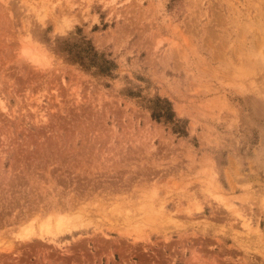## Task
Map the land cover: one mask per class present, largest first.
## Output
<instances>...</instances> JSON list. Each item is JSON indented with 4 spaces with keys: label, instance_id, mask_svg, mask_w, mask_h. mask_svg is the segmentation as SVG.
I'll use <instances>...</instances> for the list:
<instances>
[{
    "label": "rangeland",
    "instance_id": "374dc122",
    "mask_svg": "<svg viewBox=\"0 0 264 264\" xmlns=\"http://www.w3.org/2000/svg\"><path fill=\"white\" fill-rule=\"evenodd\" d=\"M0 264H264V0H0Z\"/></svg>",
    "mask_w": 264,
    "mask_h": 264
},
{
    "label": "bare ground",
    "instance_id": "6f19581e",
    "mask_svg": "<svg viewBox=\"0 0 264 264\" xmlns=\"http://www.w3.org/2000/svg\"><path fill=\"white\" fill-rule=\"evenodd\" d=\"M142 169V168H141ZM143 170V169H142ZM141 182V181H140ZM145 183V182H144ZM146 185V184H145ZM144 185V186H145ZM153 185V184H152ZM134 188V186H133ZM145 188V187H144ZM142 189V188H141ZM154 189V188H152ZM144 190V189H143ZM184 190V189H183ZM121 191V190H120ZM134 191V190H133ZM145 191V190H144ZM155 192V191H154ZM88 193V192H86ZM93 194V198L95 200H98V201H94L96 204L100 201H102L104 198H100L98 197L99 195H94L95 193H92ZM98 194V193H97ZM125 194V193H124ZM87 195V194H86ZM129 195V194H128ZM79 196V195H78ZM85 196V195H84ZM82 196V197H84ZM101 196V195H100ZM107 196V195H106ZM118 196V195H117ZM179 196V195H178ZM187 196V195H186ZM74 197V196H73ZM87 197L86 196V199L82 198V199H79L78 198H71L69 199L68 201L65 202V204L63 205L64 202H59V203H62V205L58 206L56 204H59L58 202L57 203H54L52 204L55 208L57 206V208H55V210L57 211H62V210H68L67 212L69 214L65 215V216H62V217H57L55 215V219H54V223H53V226L52 225H49L47 228L50 230L48 232H50L51 235H53L52 237H58V236H66V235H74L75 233L77 232H81L82 230L86 229L88 227V222L85 221L86 220V216H89V214L91 213V211H95V210H91V209H88V207L86 205H83L84 207L86 206L87 208H84V207H81V205L78 206V204L80 202H83V199H84V202L87 200ZM110 197V196H109ZM179 198V197H177ZM184 198V197H183ZM182 198V199H183ZM189 198V197H188ZM89 199V198H88ZM121 199V198H120ZM124 199V198H123ZM114 200V199H113ZM119 200V199H118ZM187 200V199H186ZM126 201V200H125ZM179 201V200H178ZM94 204V203H93ZM179 205V203L177 204ZM63 206V207H61ZM91 207V205H89ZM51 207V206H50ZM89 207V208H90ZM93 207V206H92ZM99 207V205H98ZM52 208V207H51ZM96 208H97V205H96ZM100 208V207H99ZM95 209V208H94ZM98 211V208L96 209V213ZM99 212V211H98ZM92 218V217H91ZM89 219V218H88ZM87 219V220H88ZM90 220V219H89ZM110 222V221H109ZM91 223V222H89ZM96 223V222H95ZM115 224V223H114ZM113 228V227H112ZM42 231L45 232L44 228L43 229H40L39 233H36L34 232L35 235L39 236V237H43L42 235ZM85 232V231H84Z\"/></svg>",
    "mask_w": 264,
    "mask_h": 264
}]
</instances>
